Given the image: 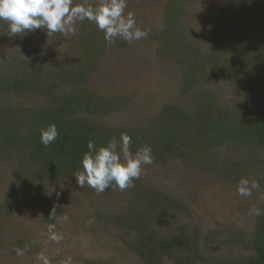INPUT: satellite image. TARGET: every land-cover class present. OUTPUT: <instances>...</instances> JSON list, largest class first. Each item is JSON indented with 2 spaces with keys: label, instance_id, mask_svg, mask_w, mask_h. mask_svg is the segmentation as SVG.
<instances>
[{
  "label": "trees",
  "instance_id": "1",
  "mask_svg": "<svg viewBox=\"0 0 264 264\" xmlns=\"http://www.w3.org/2000/svg\"><path fill=\"white\" fill-rule=\"evenodd\" d=\"M259 5L257 0H228L205 14L199 42L185 36L181 1L165 3L163 28L154 35L156 50L176 65L181 93H193V107L165 102L150 123L111 122L121 107L120 96L91 87L98 58L108 45L95 24L77 22L74 33L52 36L65 46L69 61L62 63L45 53L56 44L45 48L31 45V33L20 37L21 49L8 66L9 75H0V159L10 169L0 196V234L19 205L41 212L45 227L54 224L58 209L50 185L74 179L82 170L89 140L99 147L121 133L131 136L133 152L150 146L154 163L178 160L189 172L199 169L228 182L250 178L264 188V111L242 102L247 94L264 91V10ZM3 25L7 23L0 21ZM221 83L234 91L228 103L218 92ZM53 123L59 135L45 147L40 130ZM133 184L124 191L108 188L100 193L119 195L110 199L113 207L96 217L127 236V246L145 264H199L205 237L168 227L181 213L177 199L141 178ZM259 210L249 234L236 233L231 239L240 254L201 261L264 264V203Z\"/></svg>",
  "mask_w": 264,
  "mask_h": 264
},
{
  "label": "rangeland",
  "instance_id": "2",
  "mask_svg": "<svg viewBox=\"0 0 264 264\" xmlns=\"http://www.w3.org/2000/svg\"><path fill=\"white\" fill-rule=\"evenodd\" d=\"M167 1L127 0L125 12H133L137 26L146 30L148 35L131 44L117 38L115 43L104 47L98 58L99 68L91 76V87L120 96L121 107L110 117L115 124L150 123L165 102L179 103L187 109L193 107V93L190 92L188 97L181 93V78L176 65L156 50L154 35L163 28V10ZM180 1L179 18L185 36L199 42L203 34L202 18L228 2ZM257 2L260 4L259 9L262 7L264 10V0ZM260 13L264 15V12ZM7 27L0 26L2 77L9 75L8 66L19 55L22 45L20 35L13 36L15 40L9 38ZM31 34V45H45L46 48L48 44H56L55 48L45 53L59 63L69 61L62 51L65 46L58 45L56 42H60V39L53 38L56 34L47 36L43 29ZM218 92L223 93L224 101L228 103L234 91L232 86L221 83ZM221 93L219 96L222 98ZM243 98L242 102L246 105L264 111V91L253 92ZM238 102L241 103L240 99ZM219 151L223 153L225 149L220 147ZM143 167L140 178L156 190L177 199L181 206V213L168 227L173 230L183 227L189 233L196 232L200 237H205L206 241H201L199 246L201 260L240 254V246H234L231 239L236 233L248 235L252 230L255 217L253 209H259L264 203V188L258 186L252 190L250 197H242L238 194L240 182L224 181L199 169L189 172L182 163L173 159L165 164L153 162ZM9 172V165L0 159V196ZM247 181L249 186L256 183L250 178ZM48 190L58 209L55 231L62 235V239H50L41 212L19 205L0 234V264H42L37 259L41 254L49 259L50 264H145L127 246V236L96 217L98 211L109 210L112 206L110 199L119 194H100L87 185L80 188L76 178L69 177L54 182ZM123 199L124 196L121 201ZM18 240H23L22 244ZM17 248L24 251L23 256L16 254ZM201 260L199 264H204ZM164 264L171 263L166 260Z\"/></svg>",
  "mask_w": 264,
  "mask_h": 264
},
{
  "label": "clouds",
  "instance_id": "3",
  "mask_svg": "<svg viewBox=\"0 0 264 264\" xmlns=\"http://www.w3.org/2000/svg\"><path fill=\"white\" fill-rule=\"evenodd\" d=\"M127 0H0V21L8 25L7 34L12 37L32 33L43 29L47 36L55 33L67 35L75 32L74 25L85 20L93 23L103 32L108 44L115 43L117 38L131 44L133 41L146 38L148 32L137 26L135 14L125 12ZM59 133L56 125L50 124L40 130V142L45 146L52 145ZM132 139L127 133H121L119 139L112 137L106 145L97 146L93 140L87 143V151L81 158L82 170L74 173L80 188L85 185L102 193L108 188L124 191L134 187L133 181L140 178L145 165L153 164L152 149L143 146L131 150ZM258 184L249 186L247 179L239 183L238 194L250 197ZM53 208L50 217L53 215ZM261 215L259 209H253ZM67 219V217H65ZM55 224H48L50 239L59 241L62 235L55 231ZM18 256L24 251L16 249ZM42 264H50L43 254L37 257Z\"/></svg>",
  "mask_w": 264,
  "mask_h": 264
}]
</instances>
